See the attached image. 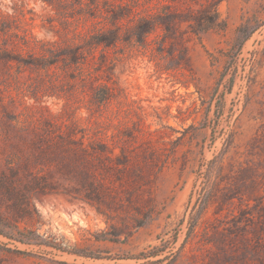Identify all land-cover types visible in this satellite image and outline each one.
Wrapping results in <instances>:
<instances>
[{"label":"rangeland","instance_id":"1","mask_svg":"<svg viewBox=\"0 0 264 264\" xmlns=\"http://www.w3.org/2000/svg\"><path fill=\"white\" fill-rule=\"evenodd\" d=\"M12 155L0 214L25 194L19 228L81 254L0 235V264H264V0H0V172Z\"/></svg>","mask_w":264,"mask_h":264},{"label":"trees","instance_id":"2","mask_svg":"<svg viewBox=\"0 0 264 264\" xmlns=\"http://www.w3.org/2000/svg\"><path fill=\"white\" fill-rule=\"evenodd\" d=\"M144 25L134 26L130 30V34L136 36V40L139 42H146V37L154 31L155 25L150 23V20H143ZM146 23V24H145ZM80 35V34H79ZM119 33L115 31H110L107 35L105 33L99 35H89L85 36L83 41L80 44L74 46H68L65 48L59 49H48L49 58L46 60L47 64H53L59 60L64 63L76 64L80 61L81 54L83 53V48L92 50L94 47L102 46L106 47L108 45H115L120 41ZM132 39V38H131ZM58 54V55H57ZM42 59H46L44 54ZM45 64V63H44ZM43 66L37 63V66ZM45 66V65H44ZM101 90H107L106 84H101L97 86ZM105 92V91H103ZM106 94L98 95V93H93L92 99L96 101L97 105L103 103L107 97ZM102 143H95L92 149L94 152L99 153L104 151ZM15 157L9 156L6 159V169L5 171L0 172V187L5 191H12L16 184L19 183V174L18 168L14 166ZM43 188V187H42ZM22 200L18 205V217L16 220L11 221L8 218L0 214V235L7 237L8 239L18 241L24 244H34V245H45L50 246L58 250L76 252L81 254L79 251H73L62 247L60 244L50 240L41 238L39 234H36L34 230L31 229H20L17 225L18 220L23 218H28L31 215V210L29 208V202L25 198V194H22ZM26 199V200H25Z\"/></svg>","mask_w":264,"mask_h":264}]
</instances>
